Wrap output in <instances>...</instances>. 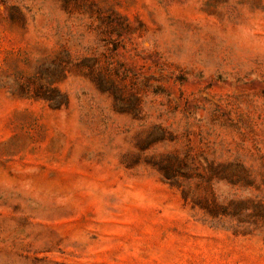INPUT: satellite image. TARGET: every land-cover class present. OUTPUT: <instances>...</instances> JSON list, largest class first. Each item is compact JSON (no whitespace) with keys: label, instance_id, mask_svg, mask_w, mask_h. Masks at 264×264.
<instances>
[{"label":"rangeland","instance_id":"374dc122","mask_svg":"<svg viewBox=\"0 0 264 264\" xmlns=\"http://www.w3.org/2000/svg\"><path fill=\"white\" fill-rule=\"evenodd\" d=\"M0 264H264V0H0Z\"/></svg>","mask_w":264,"mask_h":264}]
</instances>
